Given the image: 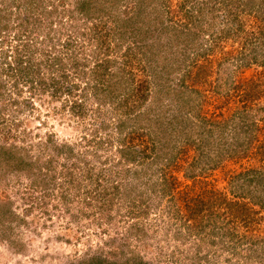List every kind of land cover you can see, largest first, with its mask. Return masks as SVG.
<instances>
[{
  "label": "rangeland",
  "instance_id": "rangeland-1",
  "mask_svg": "<svg viewBox=\"0 0 264 264\" xmlns=\"http://www.w3.org/2000/svg\"><path fill=\"white\" fill-rule=\"evenodd\" d=\"M78 1L87 0H0V14L4 16L8 12L12 13L7 17L13 27L27 19L31 22L36 18L41 22V27L32 33L35 37H44L41 31H46L48 22H52L56 30L55 40L61 34V37L76 40L81 37L80 34L85 33L80 42L87 45L82 52L92 61L97 57L93 55L95 53H98L97 61L106 58L100 54L99 38L95 33L105 30L111 41L109 59L116 62L112 71L123 68L127 71L126 75L133 72L129 85H136L138 80L143 79H148L150 85L145 100L139 101L138 97H133L128 105L129 112L123 108L121 114L114 115V105L103 103L99 106L100 113L90 114L82 121L66 114L59 117L52 112V107L44 108L37 102L33 110L19 114L18 119L24 120L21 128L27 133L18 136L16 144H23L28 148L32 160H36L34 168L39 170L40 167L41 176L34 171L31 174L33 178L0 171L1 193H7L11 202L9 210L19 216V220L11 222L6 219L1 225L0 264H79L94 256L116 264H135L140 260L143 264H264V207L259 203L262 197L250 199L255 191L241 189L242 179L232 181L238 174H244L251 168L263 169V149L258 147L264 145V114L260 113L256 118L259 126L257 131L247 123L245 126V122L239 123L235 131L230 125L237 113L244 108L247 112H255L264 103V97L251 106L244 107L242 93L228 99L212 94L213 76L208 77L202 85L205 99H202L203 105L200 104L201 113L212 121L225 120L230 126L225 131L222 145H214L208 152L213 160L210 163L203 162L204 154L201 161L198 160L197 137L195 134H186L193 123L197 124L199 121L196 123L192 118L189 127L182 133L180 120L174 119L177 116L174 111L176 106L170 105L162 92L165 79L171 80L170 84L173 86L186 68L173 69L176 68L173 63L175 57L178 58L176 51L165 49L167 60H174L166 62L167 67H164L163 61L154 58L153 52L134 47L131 28L119 24L134 11L136 13L137 0H121L119 9L113 5L117 0H91V5L83 16L77 11ZM30 2L37 6L36 11L30 9ZM190 3L194 4L192 1ZM217 12L223 15L222 10L218 9ZM156 18L155 14H151L148 19L146 16L141 21L136 15L143 29L148 20L153 23ZM257 23L251 16L247 27L254 29ZM209 24L208 21L203 25L202 32L207 34L204 40L211 45L210 31H207L210 30ZM37 25L39 26L38 23ZM30 26L33 24L30 23ZM17 30L14 27L8 33L9 39L17 34ZM89 38L92 39L91 44L88 43ZM233 39L229 37L226 40L227 51L236 49L239 52L243 38L237 45ZM116 44H120V47L116 48ZM128 51L129 57L126 56ZM217 56L218 52L215 51L214 57ZM92 65L93 63L87 64L88 67ZM162 69L170 73V76L165 77ZM230 69L235 70L233 66ZM252 71H244V77L257 78L260 75L257 81L262 82L264 87V74L251 75ZM20 99H24V96ZM134 104L137 106L131 111ZM91 108H96V105ZM124 111L127 115L123 114ZM231 115H234L232 119ZM125 117L131 118L129 122ZM118 119L125 120L126 131L136 126L146 133L142 137V146L147 148L148 153L140 163L121 164V168L130 171L132 175L122 174L117 186L128 189L130 195L125 194L121 201H113L111 207L104 208L97 199V193L92 191L93 194L88 198L84 196L86 191L92 190L93 183L79 176L73 182L69 173L76 169L63 168L61 164L68 159L56 155L51 150L48 139L50 137L53 142L73 147V153L77 157H85L88 150V160L95 163L108 158L118 161L120 157L116 149L120 145L117 139L119 135L114 130ZM103 122L110 126L96 131ZM241 130H247V133L252 131L251 134L256 138L251 143V158L232 157L233 150H229L237 141L250 137L242 135L243 132L238 135ZM84 136L89 140L100 139L104 142L101 146L88 145L85 140H81ZM110 136L112 146L107 143ZM219 152L222 153L216 157ZM50 159L53 161L47 168L45 163ZM190 170L196 174L193 181L185 179ZM33 180H44L49 186L44 189L34 186L31 188L30 181ZM167 180L174 182L172 188L169 186L170 191L167 190ZM46 190L51 196L40 202V193ZM214 195L220 200L224 196L225 202L218 201L212 206L214 201L211 199ZM201 200L210 208L204 207L199 211L198 201L202 202ZM30 202L35 204L26 213L31 207ZM227 202L231 203V207H228ZM132 204L136 208L135 217L130 213ZM4 210L7 208H0V215ZM246 218L249 224H246ZM231 234L236 235L232 238Z\"/></svg>",
  "mask_w": 264,
  "mask_h": 264
},
{
  "label": "trees",
  "instance_id": "trees-1",
  "mask_svg": "<svg viewBox=\"0 0 264 264\" xmlns=\"http://www.w3.org/2000/svg\"><path fill=\"white\" fill-rule=\"evenodd\" d=\"M92 1L76 2L78 13L82 16L86 15ZM120 1L117 0L113 4L117 9H119ZM190 1L194 4H191ZM28 5L31 10L36 11L37 6L32 5V2ZM135 9L136 13L134 11L131 16L121 20L119 24V26L131 28L134 47L136 49L146 48L153 52L152 55L155 59L163 61L164 67H167L165 66L166 62H173L174 60H167L165 49L170 50V52L174 50L178 58L175 57L173 63L176 68L173 69L180 70L181 67H186L173 86L169 79H165L164 84L161 82L163 84L162 92L168 98L169 104L176 106L174 111L177 112V116L174 119L180 120L181 131L189 127L192 118L196 123L199 121L197 124L193 123L189 133L186 134L187 136L195 134L197 137V159L201 161L200 158H203L202 154H204L203 162L210 163L213 160L208 152L214 145H222L225 131L230 125L235 131L239 123L245 122V124L243 123L245 126L247 123L253 130L257 131L259 126L256 118L259 117L260 113L264 114V103L255 112L254 110L247 112L244 108L237 113L235 118H233L234 115H231L233 120L230 125L225 120L212 121L201 113V105L204 103L202 99H205L202 85L209 79L208 77L213 76L212 87L210 85L213 88L212 94L228 99L232 95L242 93L244 95V99H242L244 107L251 106L264 97L262 82L257 81L260 75L257 78L244 77V71L250 69L253 70L251 75L264 74V0H137ZM218 9L223 11V15L218 14ZM11 14L8 12L4 14L5 17L0 14V171L7 174L14 172L31 178L32 171L40 173L37 175L41 176V170L40 167H38L39 170L34 168L36 160H32L28 148L23 144H21L22 146L16 144L18 136L27 133L21 128L24 120L18 119L20 113L30 112L37 102L44 108L52 107V112L59 117H64L66 114L82 121L90 114L100 113L101 107L99 106L103 103L114 105V115L121 114L123 108L129 112L128 105L133 97H138L139 101L140 99L145 100L150 81L143 79L138 80L136 85H129L133 72H128L126 75L127 71L123 68L112 71L116 62L109 59L111 41L109 33L105 30L102 33L97 31L95 33L99 38L100 54L102 53L106 58L97 61L98 53H95L93 55L97 57L92 61L88 60V56L82 52L87 45L80 42L81 37L86 35L85 33L80 34L81 37H77L76 40L71 37H61L62 34L58 35L55 40L56 30L52 22L46 24L45 32L41 31L44 35L41 38L32 34L35 33V30L40 29L41 22L36 18L32 19L31 22L27 19L26 22L23 21V23L14 26L18 28L17 34L9 39L8 33L14 29L7 17ZM151 14L156 15V21L150 23L148 20L146 28L143 29V25L136 19V15L142 21L143 17L146 18L147 16L148 19ZM251 16L258 21L254 29L247 27ZM208 21L210 22V30L207 31H210L211 36H208L212 39L211 45L204 40L207 34L202 32L204 30L203 25ZM25 23L26 25H24ZM30 23L33 24L32 27ZM229 37L234 38L233 41L236 45L239 44V40L244 39L241 41L239 52L236 49L227 51L225 42H228L226 40ZM91 40V38L88 39L89 44H91ZM203 41L206 43L204 44ZM119 45L116 44V48H119ZM215 51L218 52L217 58L214 57ZM80 52H82L83 57H81ZM127 54L126 56L129 57L130 51ZM88 63H93V65L88 67ZM230 66H233L235 70H231ZM163 72L165 71L163 70ZM169 74L165 72L164 75L168 77ZM156 78L158 79L159 76ZM22 96L24 99H20ZM93 105H96V108L92 109ZM136 106L134 104L130 110L134 111ZM126 111L123 114L127 115ZM128 117H125V120L131 119ZM125 120L118 119L117 127L114 129L119 135L117 139L120 145L116 149L120 157L118 161L111 160L114 158H108L95 163L88 160V150L85 157L84 155L77 157L73 153V147L71 148L65 143L53 142L50 137L48 139L51 143V150L55 151L56 155L68 159L67 162L61 164L63 168L76 169L75 172L69 173L73 182L79 176L83 180L93 183L92 190L86 191L84 196L86 195L88 198L93 193H97V199L102 202L104 208L111 207L113 201L118 203L125 194L130 195L127 192L128 189L117 186L118 179L122 174L132 175L130 171L123 170L121 164L140 163L146 159L148 153L147 148L142 146L144 143L142 137L146 136V133L136 126H132L131 130L126 131ZM109 126L103 122L96 131L107 129ZM242 132V135L250 137L237 141L229 150H233L232 157L251 158V143L256 138L251 134L252 131L247 133V130L239 131L238 135ZM81 140H85L88 145L96 144L98 146L104 142L100 139V141L89 140L85 136ZM187 141L191 142L190 140ZM107 143L112 146L111 136ZM191 143L194 144L195 142L192 141ZM258 149H263L264 156V145ZM220 153L222 152L217 153L216 157ZM52 161L50 159L45 163V166L49 168ZM262 168H251L244 174H238L232 181L238 182L242 179L243 183H241L240 188L255 191L250 199L262 197V201L259 203L263 208L264 166ZM164 176L166 175L164 174ZM50 178H54V176H50ZM195 178L196 174L191 170L185 175L186 180L193 181ZM173 183V180L166 182L168 191L173 187ZM30 184L31 188L34 186V188L42 187L44 189V187L49 186V183H45L44 180L39 182L33 180L30 181ZM1 192L0 189V208H7V210H4V213L0 215V228L6 219L11 222L19 220L18 214L9 210L11 202H9L7 193ZM49 193L47 190L40 193L41 197L38 200L42 202L41 200L51 196ZM211 200L214 201L211 203L213 206L215 202H225V197L221 196L220 200L214 195ZM30 203L31 207L26 213L30 212L35 204ZM230 204L227 202L228 207H231ZM198 206L199 211H202L204 207H209L203 201H198ZM133 207L132 204L130 213L132 217H135L136 208ZM246 220V224H249V220L247 218ZM22 222L25 223V221ZM136 232H140V230H136ZM235 235L231 234V237L233 238ZM143 263L141 260L135 262V264ZM79 264L116 263L94 256Z\"/></svg>",
  "mask_w": 264,
  "mask_h": 264
}]
</instances>
